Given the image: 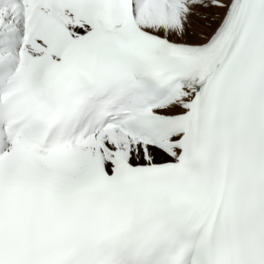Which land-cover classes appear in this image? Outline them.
<instances>
[{
    "label": "snow or ice",
    "instance_id": "snow-or-ice-1",
    "mask_svg": "<svg viewBox=\"0 0 264 264\" xmlns=\"http://www.w3.org/2000/svg\"><path fill=\"white\" fill-rule=\"evenodd\" d=\"M0 264H264V0H0Z\"/></svg>",
    "mask_w": 264,
    "mask_h": 264
}]
</instances>
